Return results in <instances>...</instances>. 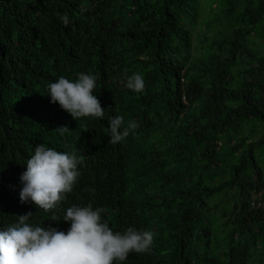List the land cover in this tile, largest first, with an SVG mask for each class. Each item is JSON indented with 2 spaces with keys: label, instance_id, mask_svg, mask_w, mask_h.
I'll use <instances>...</instances> for the list:
<instances>
[{
  "label": "trees",
  "instance_id": "obj_1",
  "mask_svg": "<svg viewBox=\"0 0 264 264\" xmlns=\"http://www.w3.org/2000/svg\"><path fill=\"white\" fill-rule=\"evenodd\" d=\"M216 4L193 55L199 0H0V230L32 212L30 225L66 232V209L91 203L113 231L155 233L123 264H264V206L250 205L264 197V0ZM81 72L102 119L50 102L49 83ZM133 73L141 93L124 86ZM115 115L139 127L113 145ZM40 144L83 158L49 212L19 200Z\"/></svg>",
  "mask_w": 264,
  "mask_h": 264
},
{
  "label": "clouds",
  "instance_id": "obj_2",
  "mask_svg": "<svg viewBox=\"0 0 264 264\" xmlns=\"http://www.w3.org/2000/svg\"><path fill=\"white\" fill-rule=\"evenodd\" d=\"M65 25L68 17L62 16ZM127 89L141 93L145 89L144 78L139 73L128 76ZM51 103H58L62 110L74 120L85 117L102 119L105 115L96 91V77L78 73L75 80L60 76L47 86ZM108 143L124 141L138 127L130 120L125 125L121 115L110 116ZM61 134L70 129L67 125L57 127ZM84 131H87L85 129ZM75 150L57 151L43 144L37 145L34 154L26 161V169L20 174L22 187L20 203H32L37 209L49 212L56 209L67 194L73 191L82 163ZM106 209L91 203L86 206L72 205L66 209L62 219L70 222L67 231L53 227L32 226L27 221L28 212L18 216V221L0 230V264H123L132 253L151 251L155 233L128 227L125 231H113L102 213ZM51 220H60L53 215Z\"/></svg>",
  "mask_w": 264,
  "mask_h": 264
},
{
  "label": "rangeland",
  "instance_id": "obj_3",
  "mask_svg": "<svg viewBox=\"0 0 264 264\" xmlns=\"http://www.w3.org/2000/svg\"><path fill=\"white\" fill-rule=\"evenodd\" d=\"M216 0H199V8L197 12V22L194 29L192 30L193 34V55H198L199 46L202 42L206 41V36H211L210 29L207 30L206 21L210 19L213 14L217 13L216 9ZM214 20H211L210 23H213ZM258 159L263 160V155H261L259 150L256 151ZM264 163V161H263Z\"/></svg>",
  "mask_w": 264,
  "mask_h": 264
},
{
  "label": "built area",
  "instance_id": "obj_4",
  "mask_svg": "<svg viewBox=\"0 0 264 264\" xmlns=\"http://www.w3.org/2000/svg\"><path fill=\"white\" fill-rule=\"evenodd\" d=\"M183 99H185L184 96ZM250 205L256 208L264 206V197L261 190H255L252 192L250 198Z\"/></svg>",
  "mask_w": 264,
  "mask_h": 264
}]
</instances>
